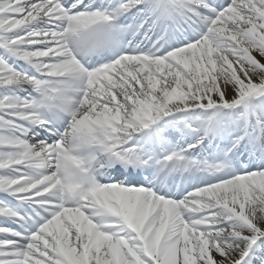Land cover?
Segmentation results:
<instances>
[{"label": "snow or ice", "instance_id": "obj_1", "mask_svg": "<svg viewBox=\"0 0 264 264\" xmlns=\"http://www.w3.org/2000/svg\"><path fill=\"white\" fill-rule=\"evenodd\" d=\"M0 264H264V0H0Z\"/></svg>", "mask_w": 264, "mask_h": 264}]
</instances>
